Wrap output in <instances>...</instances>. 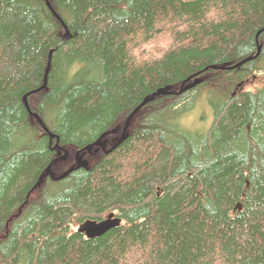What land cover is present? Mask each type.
<instances>
[{"label":"trees","instance_id":"obj_1","mask_svg":"<svg viewBox=\"0 0 264 264\" xmlns=\"http://www.w3.org/2000/svg\"><path fill=\"white\" fill-rule=\"evenodd\" d=\"M259 73L264 0H0V264H264Z\"/></svg>","mask_w":264,"mask_h":264},{"label":"rangeland","instance_id":"obj_2","mask_svg":"<svg viewBox=\"0 0 264 264\" xmlns=\"http://www.w3.org/2000/svg\"><path fill=\"white\" fill-rule=\"evenodd\" d=\"M263 80H264V74L259 73L258 79L256 80V85H260V83H262ZM35 118L38 120L37 117ZM131 119L132 117L129 120V126L131 124L130 123ZM213 119H214V115L211 111V108L207 104L204 97H200L196 102L194 108L183 116V118L181 119V124L187 130H190V132L191 131L206 132V130H208L211 123L213 122ZM117 129L118 128L112 129L108 134L101 136V140L107 142L106 148L110 145L112 141H116V140L118 141L119 138L122 136L124 132V128L121 130L120 133L117 131ZM102 149H103L102 147L97 146L95 151L97 152ZM86 151L89 152V155H91V151L88 150ZM92 151H94V149H92ZM58 157L61 160L60 163H66L70 161V159L72 158L78 162L81 157L83 160L88 161L85 157V154L83 155L81 150L71 151L70 149H65Z\"/></svg>","mask_w":264,"mask_h":264},{"label":"water","instance_id":"obj_3","mask_svg":"<svg viewBox=\"0 0 264 264\" xmlns=\"http://www.w3.org/2000/svg\"><path fill=\"white\" fill-rule=\"evenodd\" d=\"M200 82V80H195L194 83L192 84H189L188 86H186L185 88H182V91L183 90H186L188 88H191L193 87L194 85H197L198 83ZM46 84H47V81H45V83L43 84L42 87H40L38 90H42L44 87H46ZM167 89H170V86L167 87ZM166 89V90H167ZM37 90V91H38ZM166 91H158L156 92L155 95L157 94H161V93H165ZM154 99V95L150 98H146L143 102L142 105H144L145 103H147L149 100H152ZM28 107H29V104H27ZM141 105V106H142ZM139 106L138 109L141 107ZM136 113V111L134 112ZM133 113V114H134ZM35 117L38 118V120H40L41 122V118L37 115V114H34L32 113ZM131 116L128 118L126 124H125V127H124V132L120 138V140L118 141V143L113 146L112 148H110L109 150H107L106 152H111L113 151L117 145H120L124 139L127 137V131H128V127H129V120H130ZM108 134V132L105 133V135ZM93 145L95 146H98V147H102L103 150H106V146H107V142L105 141H102L101 138L96 141L94 144H90L88 145L85 149L88 150V151H91L92 152V149H93ZM62 150H65V149H62ZM78 165L79 166H83V167H87L88 166V161L86 160H83L82 157L79 159L78 161ZM51 169L50 167L48 168V172L50 173ZM121 224V219L116 216L114 213L110 214L107 218L103 219V220H86L84 223L81 224V226L79 227V231L82 232V233H85V235L88 237V238H94V237H98V236H101L103 235L104 233H106L109 229L113 228V227H117Z\"/></svg>","mask_w":264,"mask_h":264},{"label":"flooded vegetation","instance_id":"obj_4","mask_svg":"<svg viewBox=\"0 0 264 264\" xmlns=\"http://www.w3.org/2000/svg\"><path fill=\"white\" fill-rule=\"evenodd\" d=\"M103 150V149H102ZM104 151H106V150H104Z\"/></svg>","mask_w":264,"mask_h":264}]
</instances>
